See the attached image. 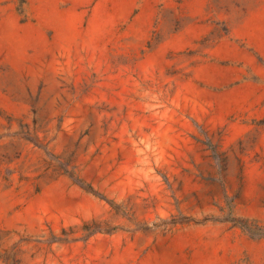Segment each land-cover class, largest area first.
<instances>
[{"label":"rangeland","instance_id":"obj_1","mask_svg":"<svg viewBox=\"0 0 264 264\" xmlns=\"http://www.w3.org/2000/svg\"><path fill=\"white\" fill-rule=\"evenodd\" d=\"M235 219L264 227V0H0V264H264Z\"/></svg>","mask_w":264,"mask_h":264},{"label":"trees","instance_id":"obj_2","mask_svg":"<svg viewBox=\"0 0 264 264\" xmlns=\"http://www.w3.org/2000/svg\"><path fill=\"white\" fill-rule=\"evenodd\" d=\"M203 143L211 151V155L215 159V161L217 162L218 168H222V166H223L222 163L224 160L222 158H220V153L217 149V146H215L208 138H207L206 142H203ZM232 221H234L235 225H238L239 227H241L250 236H252V237H264V227L263 226L261 227V226H257V225H252L249 223L248 220L235 219ZM90 224H92L94 226V228L92 230H90V233H95L99 229L97 226L98 223L93 221V223H90ZM90 224L86 225V226H90Z\"/></svg>","mask_w":264,"mask_h":264}]
</instances>
